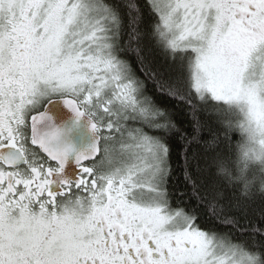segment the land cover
<instances>
[{
    "label": "snow or ice",
    "instance_id": "obj_1",
    "mask_svg": "<svg viewBox=\"0 0 264 264\" xmlns=\"http://www.w3.org/2000/svg\"><path fill=\"white\" fill-rule=\"evenodd\" d=\"M58 100L84 151L56 143ZM201 113L264 135V0H0V264H264V193L225 195L191 147L221 139Z\"/></svg>",
    "mask_w": 264,
    "mask_h": 264
},
{
    "label": "trees",
    "instance_id": "obj_2",
    "mask_svg": "<svg viewBox=\"0 0 264 264\" xmlns=\"http://www.w3.org/2000/svg\"><path fill=\"white\" fill-rule=\"evenodd\" d=\"M150 56L158 63L164 61V54L162 51L154 49L150 53ZM147 94L150 96H153L158 104H167L168 106H171L173 102L167 101L166 98L159 97L156 95V93L153 91L152 85L148 84L146 86ZM174 119L181 124H187V121L191 119L190 116L184 117L182 114H177ZM200 119L203 123L206 125H211V127L217 129L221 133V139L220 142L216 145H213L211 147H208L205 145L204 141L209 140L210 137L207 132V128H205L201 134H200V140L199 143L196 141H193L191 147L193 150L197 151L201 155V163H204V157H207V165H208V172L210 175H212L214 178L219 179L221 185L224 188L225 195L229 198L232 197H238L241 194V188L237 184H231L229 185L224 177L216 176V169L214 167L213 161L218 156H228L231 154L236 141L238 140V135L234 133H229V139H225L223 135V127L221 124L216 122L215 115H209L208 113H201ZM230 141V142H229ZM175 162V161H174ZM182 179V178H181ZM182 190L186 193L190 192V188H184L182 186ZM254 199H255V205L259 206L262 202L261 200V193L255 189H253ZM184 203L181 205L185 210L187 211H193L195 210L197 216L199 217V220L202 221L201 226L205 230L212 229L213 231L217 233H228L230 239L233 241H238L241 239L240 233L238 231L232 230L229 232L230 226H224L215 223L214 221H211L205 208L203 205H197V202L195 199H190L188 195H185L184 197ZM173 207H176L175 199H173ZM239 215V213H236Z\"/></svg>",
    "mask_w": 264,
    "mask_h": 264
},
{
    "label": "clouds",
    "instance_id": "obj_3",
    "mask_svg": "<svg viewBox=\"0 0 264 264\" xmlns=\"http://www.w3.org/2000/svg\"><path fill=\"white\" fill-rule=\"evenodd\" d=\"M238 140L228 156H218L213 164L217 175L246 189L264 193V135H250L235 128Z\"/></svg>",
    "mask_w": 264,
    "mask_h": 264
},
{
    "label": "water",
    "instance_id": "obj_4",
    "mask_svg": "<svg viewBox=\"0 0 264 264\" xmlns=\"http://www.w3.org/2000/svg\"><path fill=\"white\" fill-rule=\"evenodd\" d=\"M49 115L52 123L60 130L56 141L58 145L71 146L74 152H79L84 151L93 143L94 134L90 130L87 118L81 117L77 120L75 114L62 101L58 100L49 105ZM76 171L75 166L70 162L65 174L69 178H74Z\"/></svg>",
    "mask_w": 264,
    "mask_h": 264
},
{
    "label": "flooded vegetation",
    "instance_id": "obj_5",
    "mask_svg": "<svg viewBox=\"0 0 264 264\" xmlns=\"http://www.w3.org/2000/svg\"><path fill=\"white\" fill-rule=\"evenodd\" d=\"M100 149H101V152H100V154L96 157L97 160H99L100 157H101V155H102V141H101V143H100ZM85 164H86V165H90V164H91V161H87V162H85Z\"/></svg>",
    "mask_w": 264,
    "mask_h": 264
},
{
    "label": "rangeland",
    "instance_id": "obj_6",
    "mask_svg": "<svg viewBox=\"0 0 264 264\" xmlns=\"http://www.w3.org/2000/svg\"><path fill=\"white\" fill-rule=\"evenodd\" d=\"M102 149H103V141H102ZM102 156H103V151H102V155H101V157H102ZM101 157H100V158H101Z\"/></svg>",
    "mask_w": 264,
    "mask_h": 264
}]
</instances>
